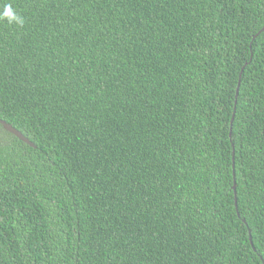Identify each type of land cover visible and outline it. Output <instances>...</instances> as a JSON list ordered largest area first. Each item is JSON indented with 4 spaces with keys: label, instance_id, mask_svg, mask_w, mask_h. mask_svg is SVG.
I'll use <instances>...</instances> for the list:
<instances>
[{
    "label": "trees",
    "instance_id": "obj_1",
    "mask_svg": "<svg viewBox=\"0 0 264 264\" xmlns=\"http://www.w3.org/2000/svg\"><path fill=\"white\" fill-rule=\"evenodd\" d=\"M263 27L264 0H0V119L35 146L0 125V264H264Z\"/></svg>",
    "mask_w": 264,
    "mask_h": 264
},
{
    "label": "water",
    "instance_id": "obj_2",
    "mask_svg": "<svg viewBox=\"0 0 264 264\" xmlns=\"http://www.w3.org/2000/svg\"><path fill=\"white\" fill-rule=\"evenodd\" d=\"M239 85H240V79H239V82H238V85H237L236 95L238 94ZM232 120H233V118L231 119V123H232ZM0 125L5 131L11 133L12 135H14L16 138H18L22 142H24V143H26V144H28V145H30L32 147H35L33 143H31L20 131H18L17 129L12 127L11 124H9L6 121L0 119ZM233 189H235V187H233Z\"/></svg>",
    "mask_w": 264,
    "mask_h": 264
},
{
    "label": "clouds",
    "instance_id": "obj_3",
    "mask_svg": "<svg viewBox=\"0 0 264 264\" xmlns=\"http://www.w3.org/2000/svg\"><path fill=\"white\" fill-rule=\"evenodd\" d=\"M4 16L8 18L9 23H16L19 25H23L24 20L23 17L17 15L16 13H14L11 8H8L5 12H4Z\"/></svg>",
    "mask_w": 264,
    "mask_h": 264
}]
</instances>
